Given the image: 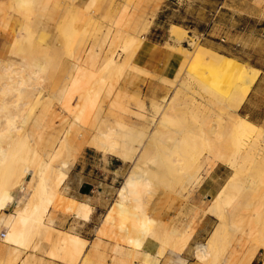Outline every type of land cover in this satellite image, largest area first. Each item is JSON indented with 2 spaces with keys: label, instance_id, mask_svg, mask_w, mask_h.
Returning a JSON list of instances; mask_svg holds the SVG:
<instances>
[{
  "label": "bare ground",
  "instance_id": "bare-ground-1",
  "mask_svg": "<svg viewBox=\"0 0 264 264\" xmlns=\"http://www.w3.org/2000/svg\"><path fill=\"white\" fill-rule=\"evenodd\" d=\"M94 1H88L84 9L88 11ZM31 2L32 0L14 1L19 7L28 6ZM46 26L47 21L43 19L39 29L44 31ZM113 27L116 35H119L118 40L124 39L123 51L125 52L127 47L136 46L137 52L142 44L141 39L128 36L119 22L113 23ZM168 32L170 40L178 45L177 49H180V43L184 40L193 47L190 37H186L182 28L171 26ZM17 33L15 40L9 45L11 49L9 54L24 51L25 45H30L31 34L28 31ZM41 33L43 37L44 32ZM114 39L117 37L114 36L112 40ZM176 48L171 50L177 54ZM77 55L81 60V66L77 77L74 74L76 80L74 82L73 79L71 80L73 84L71 83L69 87L72 89L66 85L67 91L63 93L61 91L59 98L62 101L60 107L68 112L72 108L74 97L79 94L78 107L81 110L79 120L74 123L73 128L65 132L63 137H59V134L55 136L52 131L55 128L48 125L49 127L46 128L51 130L54 136L50 134L51 138L49 140L47 138L44 151L39 152L35 145H29L25 153L14 152V148H11L13 143L25 138L24 135L18 134L19 126H15L20 112L15 107L19 108V105H13L14 102L8 100L0 105V116L3 117V122L0 121V165L8 158L10 165L12 158L19 155V159H27L28 163L40 171L28 202L8 222L2 240L5 244L2 264H16L20 261L21 252L26 250L31 240L27 235L34 231H43L46 235L44 239L52 243L48 253L51 258L68 264L88 263L87 257L82 258L83 249L87 244L84 240L56 230L45 223L51 209L75 212L76 217L88 220L91 208L87 204L64 197L60 191L72 166L71 162L75 160L74 157L84 144L96 148L104 156L110 155L122 162L131 160L134 167L141 170L136 177L129 175L118 191V201L109 208L101 227L99 226L100 229L97 231L99 237L113 238L117 234L130 232L137 246H142L148 238L153 240V237L146 232L154 217L152 213H147L144 201L148 195L156 196L154 188L160 192L157 194L156 202L166 197V191H160L158 187L165 181H170L171 184H178V181L183 183L182 191L177 195L183 196L184 193L187 195L202 184L200 170H204L207 174V171L216 165H224L232 170L231 177L223 185L226 186L224 192L220 189L213 193L210 188L204 191L209 194L207 195L209 206L204 211L216 218L217 226L205 243L195 245L194 256L197 261L206 264H252L260 249H264V151H262L264 147L260 146L261 143L264 144V129L240 117L237 112L259 77L260 71L226 58L214 57L207 51L195 49L191 58L185 57L184 68L174 74L175 80L174 75L163 79V83L173 86L174 90L171 98L162 102L163 105L151 103L152 115L148 116V113L146 114L148 117L143 115L146 111L142 101L139 102V98L136 100L131 96V100L137 102H135L136 109L130 110L126 107L120 110L119 107L112 106L109 109L112 120L107 125L98 126L94 119L102 120L103 118L98 119L96 116H101L103 113L92 97L91 88L96 79L101 77V72L108 71L109 78L116 80L115 85L118 80L123 79L128 87H133L142 70L132 63L133 57L131 59L126 57L118 63L115 58L109 56L110 54L98 66L99 51L95 47L90 48L86 53L78 51ZM20 61L22 68L34 71L27 74V79L20 78L16 82L19 88L14 89L8 87L14 82V78L9 76L13 72L7 73L9 66L0 63L1 88L4 91L12 89L21 92L24 87H29L28 93H38L39 76L45 61L41 63L30 56L28 60L24 58ZM178 91L181 92L180 97L175 98ZM129 106L131 107L130 104ZM185 114H189V118L178 126L179 118ZM90 115L96 117L93 119L94 123L92 119L89 122ZM123 118L126 119L125 122ZM43 129L44 127H40V131ZM90 130L91 132L93 130L94 134H90ZM58 131L60 132L61 129ZM196 154H201L202 158H195ZM64 155L73 156L61 166L59 160L63 159ZM248 156L255 157V181L253 177V181L239 178L235 173L239 160L244 157L249 159ZM33 170L0 177V211H4L14 202L16 188H20L19 192L23 191L24 177L31 175ZM56 170L57 174L54 176ZM253 186H255V201L247 203L251 211L245 214L242 211L241 199L245 191ZM194 217L190 218L194 219ZM192 219L183 229L178 230L161 225L158 239H155L160 249L156 252V258L168 252L174 259V264H185L181 254L191 239ZM169 228L171 231H168ZM170 236H174V239ZM140 256L141 254L135 257L140 258ZM152 260L151 256L144 254L141 264H148ZM20 263L27 264L29 261L23 260ZM261 264H264V261Z\"/></svg>",
  "mask_w": 264,
  "mask_h": 264
},
{
  "label": "rangeland",
  "instance_id": "rangeland-1",
  "mask_svg": "<svg viewBox=\"0 0 264 264\" xmlns=\"http://www.w3.org/2000/svg\"><path fill=\"white\" fill-rule=\"evenodd\" d=\"M14 1L15 0H10V3L6 7L4 6L5 3L0 5V12L3 14V20L1 23L3 25L2 30L12 38L10 39L11 43L15 40V36L18 34V31H28L31 34V39L29 43L30 45H25L24 51H15L14 53L9 54L11 51L9 45L11 43L4 47V54L0 57V63L1 65L9 66L7 73L12 71L13 73L9 74V76L14 78L13 84L8 85V87L14 89L19 88L16 82L20 80V78L27 79V74H29L31 71H34L31 69L29 70L28 68H22L20 60H23L24 58L28 60L30 56L34 60H39L41 63L45 61L43 63L44 68L40 73V79L38 81V87L40 91L38 93L34 92L36 95L28 93L29 87H24V90L21 92L12 89L10 91H4L0 85V105L4 104V102L7 100L9 102L13 101V105H19V108L15 107L16 110L20 111L19 117L16 118L15 126H19L18 128L20 129V132L18 134L24 135L25 138L19 142L15 141L11 147L14 148V152L17 151L19 153H25L29 145H35L39 152L44 151L46 149V142L49 140V138H51L53 133H55V136L59 134V137H63L65 132L71 127L73 128L74 123L79 120L81 114V110L78 107L79 94H76L77 96L74 97L75 99L72 104V108L68 112L63 111L60 107L62 101L59 98L61 91L62 93L64 91L66 92L67 86L69 87V85L71 83L73 84V82L76 80L81 66V60L77 55L78 51L86 53L90 48H97L99 51L98 66L103 63V60L106 59L109 54V56H111L113 59L115 58L114 60L116 62H121L126 57L131 59L135 55L136 46L127 47L125 48V52L123 51L124 39L123 41L122 38H119L121 41L118 40L119 35H116L113 23L119 22L120 27L126 31L128 36L140 38L142 42V38L148 34L151 28L157 29V34L166 38L169 33L168 28L174 26L171 25L172 23L182 22L183 24H191L193 22L195 25H203L205 23V18L201 10L204 7L205 0H93L94 4L88 11L84 8L88 5V1L90 0H84L83 9H77L76 5L79 0H32V2L25 7H19L14 3ZM184 1L187 5L184 4ZM248 1L249 0H245L244 5L242 6L246 12H249L250 10L249 7L247 8V6H249ZM173 7L175 8L176 12L172 11ZM255 15V20L264 21V0H255ZM240 16L245 18L244 15ZM11 17L12 21L7 23L5 20ZM155 18L156 20L153 22ZM43 19H46L47 21V26L44 31H42L43 29H39ZM230 20L234 21L233 19ZM183 30L186 33V37H190L193 47L189 46L187 40H184V42L180 43V49H177L176 47H170L171 49L176 48L177 55L180 57V62L177 66L175 75L179 69L184 68V63L186 60L185 57L191 58L195 49L207 51L212 56L217 58H226L231 61L238 62L244 66H248V64H246L248 62L239 60L237 61L233 58H229L230 56H227L228 54H231L229 49H224L220 46H215V49L210 48V44L208 42L209 37L206 38V34L212 35L211 38L217 40V42H220L221 39H225L223 38L226 36V34H224L226 31L225 29L215 27L211 30L209 28ZM230 31L231 30L228 32ZM41 32H44L43 37L41 35L43 33ZM114 36L115 38L117 37V39L112 40ZM186 39L190 41L189 38ZM28 52L31 53V55ZM27 53L28 55H24ZM232 55L236 54L233 53ZM238 56H242V54H239ZM255 59L256 60L253 61L252 64L264 66V43H262V41L257 48V55L255 56ZM175 75V78H173L174 80L176 79ZM73 76L75 78H73ZM72 79L73 82L71 81ZM163 79L164 78H156L142 70L140 77L134 83V86L128 87L127 83L123 79L118 80L117 84L115 85L114 83L116 80H112V77L109 78L108 71L101 72V77L96 79L91 88V94L94 101L96 104H98L103 113L101 116L99 115L100 117H96L98 119H103H100L99 121L94 119V115H90L89 122L94 119L96 121L95 124L98 126L107 125L109 121L112 120V117L109 115V109L112 106L119 107L120 110L121 108L125 109L126 107L130 110L136 109L137 102L133 100L134 97L135 99L139 98V102L142 101L146 111L143 115H152L151 103L163 105L167 99L171 98L172 91L174 90L173 86L164 84ZM62 88H64V90ZM69 88L72 89V87ZM169 90L170 92L167 93ZM180 94L181 92L178 91L175 94V98H179ZM131 96L133 98L132 100ZM128 102L132 108L129 106ZM237 114L240 116L238 112ZM107 115L109 116L107 117ZM188 118L189 114L181 116L177 125L180 126L179 123L184 124ZM2 119L3 117L0 116L1 122H3ZM94 120L92 121L93 123ZM123 120L125 122L126 119L123 118ZM90 124L92 125V123ZM48 125H52L56 132L52 130L53 133H51L52 131L47 129L49 127ZM21 127L23 128L21 129ZM40 127H44V129L40 131ZM259 127L264 129V125ZM60 129L61 131L59 132L58 130ZM89 133L94 134L93 130L92 132L90 130ZM82 146L83 147L80 149L79 153H77V155L74 157L75 160L71 162L72 166L76 162L82 160L81 152L84 148H91L97 152H100L88 144H84ZM260 146L264 147V144L261 143ZM262 151H264V148H262ZM72 152H74L73 148ZM64 156L63 159L61 158V160H59V164L61 163V166L65 164L67 160H70L73 155L69 157H67V155L65 157ZM194 157L201 159L202 155L196 154ZM248 157L250 161H246L249 160L246 157L239 160V165H237L235 173L239 178L255 181V157ZM251 159L254 162L251 161ZM84 160L85 165L88 164L87 167L90 171L95 173L105 172L106 174H109V181L113 183L114 187V195L111 196L112 202L118 201V191L123 187L129 175L136 177L141 172V170L134 167V164L131 160L122 162L121 160L110 155L104 156L103 154H91L90 157H84ZM107 160L109 163H105ZM100 163L101 166H99ZM4 164L0 165V177H5L6 175L10 174L18 175L22 174L24 171H30L31 169H34L31 175H26L24 177L22 182L23 191L19 192L20 188H16L14 191V202L8 205L4 211H0V232L6 233L9 220L13 219L17 212L28 202V199L33 192L32 190L35 186V181L40 175V171L28 163L27 159H19V155L12 158L10 165L9 158L4 162ZM104 164H108L106 169H104ZM226 167L224 165H216L207 171V166L205 169V171L208 172L207 174L204 172V170H200V176L202 174L203 178V182L201 184L202 186L200 185L197 189L191 190V193L189 192L187 195L186 193H184L183 196L177 195L182 191V187L184 186L183 183H179L177 180L178 184H171L170 181H165L163 184L158 186L160 191H166V197L161 199L160 202H156L157 194L159 192V190L157 191L156 188H154L156 196L148 195L146 197L144 202L147 213H152V216L154 217V221L149 225L146 232L153 237V240H147H150L156 245L157 251L160 249L158 247L159 243L155 241V239L158 237L161 225H164L163 227H172L176 230L181 228L183 229L184 225L190 219H192L190 217L195 216L194 219L191 220V239L188 242L185 250L182 252L181 257L185 259V264H206L202 262L200 263L195 259L194 247L196 244L205 243L210 234H208L204 240H200V242H197L198 239L192 238L199 226L201 220L200 218L202 216L209 215L204 211L209 206V198L207 196L209 194L205 193L204 191L210 188L213 193H216V191L218 192L220 189L222 192H224V189H226V186L223 185L232 175V170ZM56 174L57 170L53 173V175L55 176ZM222 195L224 196L223 193ZM241 201L243 203V213H250L251 209L248 208L247 203L250 201H255V186L245 191ZM56 211H61L64 214L75 215V212H65L62 209H51L47 218L45 219L46 224L52 226L51 217L54 216ZM77 218L83 219L81 217ZM208 221L209 224L213 225L214 230L217 226L216 218L212 216V219ZM170 228L168 231H171ZM42 232L43 231H34L27 235V238L31 240L26 250H24L25 252L35 250L37 246V252L43 251L41 248L44 243L40 239ZM165 232L167 233V231ZM165 232H163V234H165ZM170 237L173 238L174 236ZM112 239L116 242L113 247V252L115 256H117L112 259V263L133 264V260H137V264H141V259L135 257L136 255L141 254L138 252L141 246H137L135 244L133 241V235L130 232L122 233L121 235L117 234ZM122 244H125L127 247L131 248V254L127 255V253L124 251V247L121 246ZM0 245L4 247L5 244L0 241ZM161 257L165 259V264H171V257L168 252H164ZM124 258H130L129 260L131 261L127 262L124 260ZM168 260H170V262ZM262 261H264V249H260L256 259H254L252 264H261ZM87 264H105V262L101 255H97V257H94L93 260L88 259ZM148 264H157V261L153 259Z\"/></svg>",
  "mask_w": 264,
  "mask_h": 264
},
{
  "label": "crops",
  "instance_id": "crops-1",
  "mask_svg": "<svg viewBox=\"0 0 264 264\" xmlns=\"http://www.w3.org/2000/svg\"><path fill=\"white\" fill-rule=\"evenodd\" d=\"M244 1L245 0H205L204 7L201 9L205 18V23L203 25H195L193 22L191 24L179 22L172 23L171 25L181 27L182 29L209 28L211 30L212 28L219 27L220 29L226 30L224 32L226 36L223 37L225 39H221L220 42L211 38L212 35L210 34H206V38L209 37L208 42L211 49H215V46L229 49L231 53L227 55L228 57L230 56L229 58L248 62L246 63L248 66L260 71L259 77L252 86L238 110V113L247 121L261 126L264 125V66H257L252 64V62L256 60L257 48L261 41L264 43V40H262L264 39V21L255 20V0L248 1L249 6H247V8H250L249 12L244 11L242 7ZM4 3L6 7L10 3V0H0V5ZM184 4L187 5L185 1ZM76 6L77 9H83L84 0H79ZM172 11L176 12L174 7ZM240 15H244L245 18ZM2 20L3 14L0 12V57L4 54V47L11 43L10 39H12L2 30ZM155 20L156 18L153 22ZM5 21L7 23L12 21V17L7 18ZM229 30L231 31L228 32ZM142 40L143 42L140 48L132 58V63L139 69L156 78L172 77L177 70L180 57L173 52L170 47H178V45L170 40L169 35L166 38L158 35L157 29L155 28H151ZM233 53L236 55H232ZM239 54H242V56H238ZM91 154L102 155L94 149L84 148L81 152L82 160L76 162L70 168L67 178L60 188L64 197L87 204L91 208L88 220L78 219L73 214H64L61 211H56L54 216L51 217V224L56 230L75 235L87 243L83 249L82 258L87 257L89 260H93L97 255H101L105 264H114L111 261L113 258L117 257L113 252V247L116 242L109 237V239L105 236V238H102V236L99 237L97 232L101 227L100 225L105 214L115 202H112L111 197L114 195V187L113 183L109 181V174L105 172L95 173L88 169V164L85 165L84 157H90ZM105 163H109L108 160ZM104 165V169H106L108 164ZM99 166H101V163ZM200 219L199 226L192 238L198 239L197 242L204 240L214 228L208 221L212 219V216L205 215ZM44 235V232L40 235V239L44 243L41 248L43 251L37 252L38 246L35 250L30 252L22 251L20 254V261L16 262V264H21L20 262L23 260L26 262L29 261L27 264H68L51 258L48 255L52 243L47 242L44 239L46 235L45 237ZM121 246L124 247V251L127 255L131 254L130 247H127L125 244ZM4 251V247L0 245L1 264L4 259ZM138 252L141 253V260L144 254L155 259L157 247L150 240L146 239ZM25 258L27 260H25ZM129 259L130 258H124L127 262L131 261ZM156 261L157 264H165L164 258H156ZM173 262L174 259L171 257V264H173ZM132 263L137 264L138 261L133 260Z\"/></svg>",
  "mask_w": 264,
  "mask_h": 264
},
{
  "label": "built area",
  "instance_id": "built-area-1",
  "mask_svg": "<svg viewBox=\"0 0 264 264\" xmlns=\"http://www.w3.org/2000/svg\"><path fill=\"white\" fill-rule=\"evenodd\" d=\"M4 235H5L4 232H0V241H2L4 239Z\"/></svg>",
  "mask_w": 264,
  "mask_h": 264
}]
</instances>
